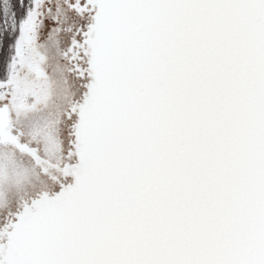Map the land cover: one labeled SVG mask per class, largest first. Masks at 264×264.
Returning <instances> with one entry per match:
<instances>
[{"label": "snow or ice", "instance_id": "1", "mask_svg": "<svg viewBox=\"0 0 264 264\" xmlns=\"http://www.w3.org/2000/svg\"><path fill=\"white\" fill-rule=\"evenodd\" d=\"M0 264H264V0H0Z\"/></svg>", "mask_w": 264, "mask_h": 264}]
</instances>
